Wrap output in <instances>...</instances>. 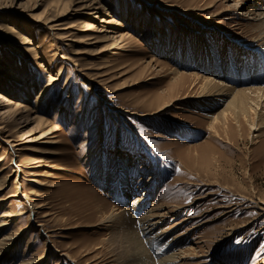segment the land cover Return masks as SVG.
Segmentation results:
<instances>
[{
  "label": "rangeland",
  "instance_id": "374dc122",
  "mask_svg": "<svg viewBox=\"0 0 264 264\" xmlns=\"http://www.w3.org/2000/svg\"><path fill=\"white\" fill-rule=\"evenodd\" d=\"M56 1L14 0L0 12L13 16L29 41L0 33V90L28 99L27 109L39 100L35 114L13 130L22 136L18 157L2 142L12 128L0 133V176L13 175L0 192V215L25 211L15 222L26 229L3 263L14 250L19 264L45 246L41 264L56 257L60 264H110L121 236L111 235L100 216L113 204L128 207L139 193L134 183L150 175V203L174 210L160 231L172 228L160 241H147L124 218L122 233L132 246L126 262L135 251L159 264L162 251L191 246L182 264H264V101L257 118L226 110L219 99L228 97H202L200 82L188 76L195 69L225 88L263 87L264 19L257 16L263 2L60 0L68 5L58 17ZM47 6L54 28L40 25L44 13L22 32ZM117 32L129 39L114 46ZM37 116L44 123H33ZM252 120L262 126L258 132ZM150 203L128 213L137 217Z\"/></svg>",
  "mask_w": 264,
  "mask_h": 264
},
{
  "label": "bare ground",
  "instance_id": "6f19581e",
  "mask_svg": "<svg viewBox=\"0 0 264 264\" xmlns=\"http://www.w3.org/2000/svg\"><path fill=\"white\" fill-rule=\"evenodd\" d=\"M29 1H31V0H26V2H28V3H29ZM54 1L55 0H53V2ZM66 1L69 2V1H72V0H66ZM13 2H14V0H0V12H2V10H6V9L11 8ZM35 2H36V0H34V3ZM68 2L63 3L62 1L60 2V0H57L54 4L52 3L53 6H54V10L56 11L55 13H57L56 16H58V15L60 16L61 14H63V12L67 9V5H68L67 3ZM93 2L94 1H92V3ZM259 2H263V4H264V0H256L255 3H259ZM252 3H254V2H252ZM34 5H33L32 8H35ZM50 5H51V3H50ZM45 9L46 8L43 9L41 14H39L37 16H33L35 19H32V22H31L30 26H27V25L22 26L21 27L22 28L21 31L23 32V30L27 31L28 29L34 28V23H39V22L41 23V21L39 19L43 18L41 16L44 13L47 16H45L43 18V22L44 23H41L40 25H42L44 28H46L48 30H52V28H54V27L53 26H48V23L51 22V18L48 17V11H49L48 10V6H47V9L46 10ZM257 16L260 19H264V11H261V13H258ZM111 20L114 22V24L121 25V23H119L118 21H115L113 19H111ZM16 24H17V21H16V19L13 16L1 17L0 18V33L2 35H4V36H8L6 38L8 40H13V38H14V39L20 41V43H22V44L28 43L29 41H26L27 38L24 37L23 34H21L19 31H17L15 29L16 28L15 27ZM82 25L83 26H88V24H86L84 22H83ZM259 26L264 30V20L259 23ZM126 36H128L127 33H118L117 32L115 34V36H114V38H116L117 40L114 43H112V44H114V46H115V44L117 45V42L121 44L122 42L127 41L129 38L126 37ZM261 38L263 39L264 36H262ZM262 39H260V40H262ZM31 51H32V49H31ZM246 52H248V54H250L249 50H247ZM60 69L61 68H59V72H60ZM190 70H191V72L188 73V76L194 78L195 81L200 82L199 89L201 91L200 95H203L202 97H204V98H212V100H214L213 98H215L217 96H226L228 98L219 99V100H223L225 102L226 110H227L228 107H234L235 109L239 108L240 112H243L244 110H248L249 112H251V113H253L255 115V118H257L259 116L258 115V111H261L262 102L264 101V86L263 87L256 86V87H253V88L252 87H245V88H237V89H235V88H232V89L231 88H227V86H226V88H225V85H220V84H223V83L220 82V84H219L218 81L217 82L213 81L212 74L200 73V72H198L195 69H190ZM254 72H251V73L247 74L246 76H244V80L245 79L250 80L251 78H253L254 75H255ZM181 73L185 74L183 71H181ZM9 79L13 80V79H15V77L11 76V77H9ZM53 80L54 79L49 75L48 76V85H51V82H53ZM174 85H176V83ZM17 86H19V85H17ZM19 88H21V87H19ZM46 88H47V86H45L44 89L42 88L39 91V95L46 94L48 92V90H49V88L48 89H46ZM10 96L11 95L8 94L6 91L0 90V133H2L4 131H7L6 128H8V127L12 128L11 133L7 132L8 134L6 135L5 139L2 142L7 147H9V149L12 152V154L14 155V157H18V150L19 149L17 147L21 146V143L19 141L22 140V138H21L22 136L21 135L18 136L17 135L18 132H15L13 130H14L15 127L18 126L19 123L27 122V120L31 116V114H35L36 109L38 110V105H39L38 101L39 100H38V97H37V99L34 101V106L29 108V109H27L26 108L27 105L24 104V103L28 102L27 101L28 99H25L24 101L19 102V99L15 100V99H12ZM263 107H264V105H263ZM27 111H29V113H27ZM226 113H227V111L225 112V109H224V111H222L223 117H225ZM32 119L34 121L33 123H36V124L44 123V121H42V119H43L42 116H37L36 118H32ZM214 124H215V119L214 120L212 119V122L209 123L207 128H209V130H212ZM260 128H262V126L260 124H258L256 120L255 121L252 120L250 122V129L252 131L258 132ZM259 136L260 135H258V134L254 135L255 138H258ZM261 143H262V141H261ZM91 153L92 152L89 151L88 157H90ZM141 158H143V157L141 156ZM128 161L135 162L130 157L128 158ZM129 166H131V165H129ZM2 170L3 169H1V167H0V173L2 172ZM11 177H13V175L10 174V173L9 174H3L2 176H0V192L4 191L7 188V186H8L7 184L9 183ZM150 177L151 176L149 175L148 180L145 181V182L140 183L141 180H143L141 178V179H139L138 183H136V182L134 183V186H132L133 190L136 191V192H139V193L136 194V196L132 197L128 207H121L119 205L113 204V206L110 209L111 211L109 212L108 215L104 214V215L100 216L101 223L104 225L105 228H107V230H109V233L111 235L118 234L119 236H121V241H120L121 250L119 252H116V253H114L112 255L113 259H111L110 264H151V262H150V260L148 258L143 257L142 254L138 255L135 251H132L133 253L130 256L129 261L126 262L127 253L130 252V250L132 249V246H131V244L129 246V240L126 239V236L124 235V233H122V231H123L122 229L126 228V227L122 226V224L124 222L123 221L124 218H127V220H129L130 222L134 221L135 222V226L138 227V231L140 232V235L143 238L147 239V241H152L153 239H156V240L160 241L162 239V237L163 238L165 237L163 235L167 234L166 233L167 230L172 228V227L171 228L169 227V229H167L165 231H160L164 221L166 220V218L168 217V215L170 213L172 214L174 212V210L171 211V212L168 211V210L165 211V208H161L160 206L157 207V205H155L154 203L153 204L150 203V199H151V194H150L151 184H150V180H149ZM15 181H16V177L14 179V184L13 185H17V183L15 184ZM113 183H116V182H113ZM126 183L128 184V181H126ZM124 184H125V182H124ZM108 187H107V189H108ZM111 188L112 187H110L109 189H111ZM16 193H17V190H16ZM122 193H124V192H122ZM147 196H149V199L144 201V199ZM24 197H25L24 199H26L27 201H30L27 196H24ZM3 200L4 199L0 197V206L2 205L1 202ZM143 202H145V203L149 202L150 203V207L149 208L148 207L144 208L145 210L139 216L133 217L131 214L128 213L130 211H135L136 209H138V210L139 209L140 210L143 209V207H144ZM30 204L32 205L33 202L30 201ZM33 207L34 208H38V207H36V204H34ZM263 211H264V209H263ZM24 213H25V211H22L21 213L16 214V213L11 212V210L8 208L7 210H5L0 215V237L2 236L0 238V263H2V264H5L6 261L4 263H3V261L6 260L7 258H9L8 254L11 253V252H9L10 247H12L14 245V243H16L18 240H20V238L23 237L24 234H25V230L26 229H24V228L21 229L20 227H18V223L15 222L19 218L18 216H21ZM124 213H126L128 215H126V217H125V215H123ZM29 218H30V214L28 216V220H29ZM19 219H22V217L19 218ZM118 224H120L121 226L118 227V229H117L116 225H118ZM178 224H180V223L177 222L175 225L177 226ZM9 227H12V228L10 229V231L8 233H5V231ZM32 231H33V229H31V232ZM130 233H132V232H130ZM176 238L177 237H173L172 238V242L176 243L177 240H178ZM28 242L29 241L26 242L27 243L26 246H28V244H29ZM44 242H47V241H44ZM135 244H136V242H135ZM169 244L170 243H168L166 245H169ZM194 244H196V243H194ZM44 248H45V246L43 247V253L40 256L32 255L29 260L19 259L21 261L19 264H41V262L43 260V256H44V251H45ZM189 250H191V246H189L188 248H186L184 250H181V249L175 250L174 252H172L171 255L166 254L167 252H165V251H162L161 254L164 253L163 257L158 262H159V264H182L183 262L181 263V261H184L186 258H189L188 255L185 254ZM17 254H16V250H14L13 251V255L14 256L12 257L10 263H8V264H16L13 261H15ZM63 255L64 254H60L58 256L61 257ZM56 258L57 259L55 261V264H60L59 263L60 259H58V257H56ZM22 261H26V262H22ZM197 261L198 260H196L195 262H197ZM195 264H203V263L201 262V263H195Z\"/></svg>",
  "mask_w": 264,
  "mask_h": 264
},
{
  "label": "snow or ice",
  "instance_id": "6c2138e0",
  "mask_svg": "<svg viewBox=\"0 0 264 264\" xmlns=\"http://www.w3.org/2000/svg\"><path fill=\"white\" fill-rule=\"evenodd\" d=\"M237 243H239V241H237Z\"/></svg>",
  "mask_w": 264,
  "mask_h": 264
}]
</instances>
